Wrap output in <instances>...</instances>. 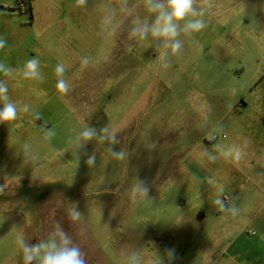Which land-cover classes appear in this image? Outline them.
<instances>
[{"label": "rangeland", "instance_id": "374dc122", "mask_svg": "<svg viewBox=\"0 0 264 264\" xmlns=\"http://www.w3.org/2000/svg\"><path fill=\"white\" fill-rule=\"evenodd\" d=\"M103 2L0 0V62L21 69L36 57L45 77L0 76L9 98L30 106L0 124V264H23L17 231L36 243L55 221L89 264H125L132 251L145 264H264V0H213L208 27L181 36V54L167 69L154 46L128 39L126 27L97 35ZM84 56L90 63L81 68ZM61 61L67 95L55 87ZM85 125L119 130L113 147L126 149L128 161L95 141L78 160L69 140ZM45 128L55 130L50 142ZM25 144L37 159L27 160ZM244 144L238 163L220 155ZM93 152L89 168L85 153ZM135 178L149 185V199L131 200ZM221 187L236 216L213 203ZM71 203L83 213L78 228L67 220Z\"/></svg>", "mask_w": 264, "mask_h": 264}, {"label": "clouds", "instance_id": "9594fccd", "mask_svg": "<svg viewBox=\"0 0 264 264\" xmlns=\"http://www.w3.org/2000/svg\"><path fill=\"white\" fill-rule=\"evenodd\" d=\"M88 0H76L78 7H85ZM213 0H139L137 4H130L129 0H104L102 4L103 15L100 19V30L98 36L105 34L115 36L121 29L126 27L129 40L147 42L149 46H154L156 50V61L160 67L167 69L171 66L173 57L181 54L184 41L181 36L192 37L194 34L202 32L208 27L205 17L212 10ZM143 8L144 15L138 9ZM121 15L123 19H120ZM6 46V40L0 37V50ZM90 63L87 56L81 57V68H86ZM68 66L63 62H58L54 68L56 77V89L59 93L67 95L71 86L65 77ZM19 71L26 80L43 81L45 79L41 72L40 60L36 57L25 61L21 69H14L5 62H0V76L12 77L14 72ZM9 88L5 79H0V124L15 121L21 112L28 113L30 106L19 105L12 101L8 95ZM222 131V128L218 129ZM119 130L108 126L97 129L94 126L85 125L75 135L70 138L69 143L73 148V153L79 160L81 150L89 142L95 141L97 144H108L107 151L111 156L121 162H127L129 153L121 148L114 150L115 145L120 143L118 138ZM54 129H44V139L51 141L55 136ZM155 147L154 144L149 145ZM246 144L230 145L220 150V155L232 162H240L246 155ZM24 152L27 160L37 159V155L31 150V146L24 145ZM85 163L89 168L96 165V154H87ZM207 160L215 162L217 155L206 153ZM27 160L25 161L27 163ZM209 183H212L211 179ZM149 185L144 180L136 179L129 190L131 200L139 202L149 199ZM3 187L0 186V193ZM228 198L221 187L217 192V197L213 203L220 210L236 216L239 209L234 205H229ZM67 220L71 228H78L83 220V213L75 203L67 210ZM82 236L83 232H78ZM16 247L22 252L23 264H89L87 253L80 243L74 240L60 221H55L50 231L36 243H30L22 231H17L15 236ZM168 261L174 259V253L170 250L167 253ZM125 264H145L144 257L138 251L125 254ZM148 264H165L162 259H157Z\"/></svg>", "mask_w": 264, "mask_h": 264}, {"label": "crops", "instance_id": "0c3cea01", "mask_svg": "<svg viewBox=\"0 0 264 264\" xmlns=\"http://www.w3.org/2000/svg\"><path fill=\"white\" fill-rule=\"evenodd\" d=\"M30 13H32V4L29 2Z\"/></svg>", "mask_w": 264, "mask_h": 264}, {"label": "trees", "instance_id": "16d2710c", "mask_svg": "<svg viewBox=\"0 0 264 264\" xmlns=\"http://www.w3.org/2000/svg\"><path fill=\"white\" fill-rule=\"evenodd\" d=\"M24 9L26 10V12H30L29 4L28 7H25Z\"/></svg>", "mask_w": 264, "mask_h": 264}, {"label": "built area", "instance_id": "2783aa9c", "mask_svg": "<svg viewBox=\"0 0 264 264\" xmlns=\"http://www.w3.org/2000/svg\"><path fill=\"white\" fill-rule=\"evenodd\" d=\"M22 6L25 8V7H28V3H24L22 4Z\"/></svg>", "mask_w": 264, "mask_h": 264}]
</instances>
